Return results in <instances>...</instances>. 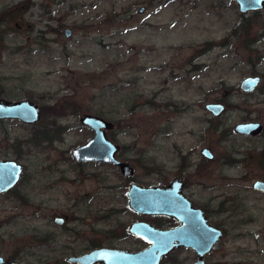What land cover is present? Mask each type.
I'll use <instances>...</instances> for the list:
<instances>
[{"label": "rangeland", "instance_id": "1", "mask_svg": "<svg viewBox=\"0 0 264 264\" xmlns=\"http://www.w3.org/2000/svg\"><path fill=\"white\" fill-rule=\"evenodd\" d=\"M0 22V98L30 99L42 111L34 124L0 120V160L25 169L0 193L6 261L72 264L69 256L99 245L138 250L128 227L150 217L129 207L130 184L182 178L227 234L210 260L264 264V192L254 188L264 180V9L244 15L232 0H0ZM255 75L258 89L242 90ZM214 102L226 106L221 117L206 109ZM87 113L112 123L107 134L134 176L76 161L73 150L94 136L80 119ZM243 122L263 131L236 133Z\"/></svg>", "mask_w": 264, "mask_h": 264}, {"label": "water", "instance_id": "2", "mask_svg": "<svg viewBox=\"0 0 264 264\" xmlns=\"http://www.w3.org/2000/svg\"><path fill=\"white\" fill-rule=\"evenodd\" d=\"M238 3L242 13L259 11L264 8V0H234ZM144 8L141 9V12ZM1 32V28H0ZM71 30H67V36L71 35ZM261 83L258 75L246 77L240 88L246 92L257 90ZM215 117H220L225 111L226 106L221 102L206 104ZM42 116L41 107L30 99L7 100L0 98V120L14 119L27 124L37 123ZM81 122L93 129L95 135L85 144L74 149L73 154L77 161H97L107 164H115L125 177L135 175L134 166L127 160H122L117 153L120 146L109 138L107 130L112 128V123L101 116L90 113L81 118ZM262 127L257 122L239 123L235 126L237 133L249 134L258 132ZM203 154L212 159L213 152L209 148L203 149ZM24 173V166L15 160H0V192H7L13 188ZM255 188L264 191V181L255 182ZM127 197L129 207L138 214L148 215H169L176 217L184 222L187 215H195V212L203 213V210L193 205L192 201L184 193V182L181 178L174 179L169 185L145 186L137 182H132L129 186ZM62 217H56V223H63ZM202 226L206 229L211 238L200 243L201 249H197L202 256L207 253L217 242L220 235L209 224L205 217L202 219ZM128 232L140 238L149 246L140 250H129L126 248L100 247L79 255L68 257V262L72 264H161L163 257L167 256L175 247L179 245L198 246L188 238L189 232L187 225L182 224L171 229H158L148 221H136L129 225ZM0 264H48L45 261L32 263L20 261H6L0 255Z\"/></svg>", "mask_w": 264, "mask_h": 264}, {"label": "flooded vegetation", "instance_id": "3", "mask_svg": "<svg viewBox=\"0 0 264 264\" xmlns=\"http://www.w3.org/2000/svg\"><path fill=\"white\" fill-rule=\"evenodd\" d=\"M232 1H234V0H232ZM237 5H238V3H237ZM29 7H30V5L27 3L25 8H29ZM238 8H239V6H238ZM262 10H259V11H262ZM259 11H251V12L257 14V13H259ZM12 12L13 11L10 9L9 12H8V14H11ZM251 12H249V13H251ZM249 13H243V14L244 15H247ZM0 28H1V32H0V35H1L3 33V29H2L1 22H0ZM67 30H71V29L68 28ZM67 30L65 31V34L66 35H67ZM71 32H72V30H71ZM261 127H262V130H260L258 132H251L249 134H244V133H239V134L245 135V136H256V135H259L263 131V126L261 125ZM92 131H93V129H92ZM94 135H95V132H94ZM202 152H203V150H202ZM117 155H118V153H117ZM73 156H74V154H73ZM77 162H79V161H77ZM81 162H87V161H80L79 163H81ZM91 162H97V161H91ZM24 171H25V169H24ZM24 175H25V172L23 173V175L20 178V180L24 177ZM20 180L18 181V183L20 182ZM262 181H264V180H262ZM183 182H184V180H183ZM169 184H166L165 186H167ZM13 188H11L10 190H12ZM254 188H255V183H254ZM255 189L258 190V191L264 192L263 190H260V189H257V188H255ZM9 191H7V192H9ZM7 192H3V193H7ZM184 193H185V182H184ZM185 195L192 201V203H193V205L195 207L202 209L204 214H202L201 212H198L197 211V212H195V215L194 216L187 215V219L184 222H181L176 217L169 216V215H148V214H140L141 216H149L150 219H140V220H136V221H148V222H150L152 225H154L158 229H171V228L178 227V226H180L182 224H185V225H187V231L189 232L187 238L192 243H197L198 242V246L197 247H194L193 245H179V246L175 247L167 256H165V257L162 258L161 264H215L214 262H212L210 260V256L216 251V249L222 243V241L225 239V237H226L227 234H226L225 230L223 229V227L221 226V224H217V223H214L212 221V219H211L212 216H211V214H210L209 211L205 210L201 206L196 205L195 202L193 201V199H191L186 193H185ZM57 217H62L64 219L63 223H61V224L57 223L58 225L63 226L66 223L65 217L64 216H57ZM205 217L208 219L209 224L214 227V230L219 233L218 235H220V237L218 238L217 242L213 245V247L207 253H204L201 256L199 254V252L197 251L198 248L201 249L200 243L202 241H206L207 239L211 238V234H207L206 233V229L201 224L202 223L201 222L202 219L204 220V223H205ZM140 240L143 243V246L140 249H143V248L149 246V243H147L146 241H144L142 239H140ZM100 247L121 248L120 246L99 245V246H95V247L91 248L88 251H91V250H94V249L100 248ZM140 249H138V250H140ZM82 253H84V252H82ZM82 253H80V254H82ZM76 255H79V254H76Z\"/></svg>", "mask_w": 264, "mask_h": 264}, {"label": "trees", "instance_id": "4", "mask_svg": "<svg viewBox=\"0 0 264 264\" xmlns=\"http://www.w3.org/2000/svg\"><path fill=\"white\" fill-rule=\"evenodd\" d=\"M247 28V27H246ZM37 140H38V138H37Z\"/></svg>", "mask_w": 264, "mask_h": 264}]
</instances>
